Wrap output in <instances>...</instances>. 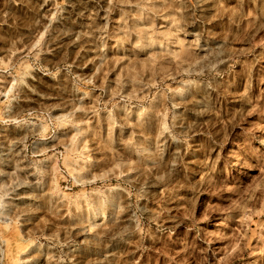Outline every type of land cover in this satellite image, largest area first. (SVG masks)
Returning a JSON list of instances; mask_svg holds the SVG:
<instances>
[{
  "label": "rangeland",
  "instance_id": "374dc122",
  "mask_svg": "<svg viewBox=\"0 0 264 264\" xmlns=\"http://www.w3.org/2000/svg\"><path fill=\"white\" fill-rule=\"evenodd\" d=\"M0 264H264V0H0Z\"/></svg>",
  "mask_w": 264,
  "mask_h": 264
}]
</instances>
